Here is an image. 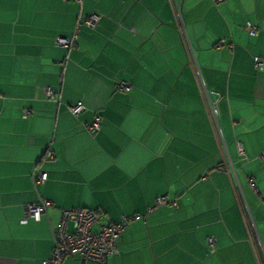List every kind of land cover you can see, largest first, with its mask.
<instances>
[{
	"label": "crops",
	"instance_id": "obj_1",
	"mask_svg": "<svg viewBox=\"0 0 264 264\" xmlns=\"http://www.w3.org/2000/svg\"><path fill=\"white\" fill-rule=\"evenodd\" d=\"M175 2L184 35L167 0H0V264L49 259L50 228L74 207L101 210L105 225L139 216L107 264H264V69L253 62L264 60V0ZM93 13L99 24L78 25L72 48L55 44ZM34 168L46 176L35 189ZM160 195L177 206L149 212ZM38 198L46 214L21 223Z\"/></svg>",
	"mask_w": 264,
	"mask_h": 264
},
{
	"label": "built area",
	"instance_id": "obj_2",
	"mask_svg": "<svg viewBox=\"0 0 264 264\" xmlns=\"http://www.w3.org/2000/svg\"><path fill=\"white\" fill-rule=\"evenodd\" d=\"M63 2L69 0H61ZM77 6H81L82 0H70ZM217 3H221L224 0H214ZM169 7L172 11L175 26L181 35H184V24L180 14V7L175 0H167ZM101 19V15L97 13L90 14L87 17H82L80 14L77 16V27L71 38L57 37L55 44L59 47L70 49L75 45L77 37L78 25L83 24L88 29H94ZM243 31L248 36L254 37L257 34V27L246 22L242 26ZM226 46L231 48V43L225 44L221 39L217 43V47ZM190 58H193L192 52H189ZM253 62L258 71L264 69V60H260L257 57H253ZM63 69V65H62ZM63 70L61 71V75ZM201 90L207 93L203 84L200 82ZM115 89L118 91H129L131 85L119 81L115 85ZM44 96L46 99L59 101L57 92L52 91L49 88L44 89ZM215 98V100H217ZM208 118L211 123L217 122V108L215 103L207 101L205 103ZM84 107L81 102H77L69 107V111L72 115L76 116L82 113ZM28 113L24 111L23 117ZM101 118L99 115H94L90 124L85 126L86 132L93 136L100 128ZM237 154L246 160L242 145L236 142ZM45 160H53L54 154L46 148L43 154ZM264 160V154L261 155ZM31 185L35 189L38 185H41L46 180L44 171H37L35 168L30 174ZM252 186V184H251ZM253 187V186H252ZM264 203V199L261 200ZM50 206V201L42 198H38L31 204L23 206L21 223H27L29 220L38 222L43 214H46L47 208ZM163 206L176 207V200H169L167 195H160L154 199L152 206L149 208V212L154 211ZM101 210H89L85 208H72L61 211L58 223L55 227H51L52 248L51 256L47 260H43L42 264H63L65 259L77 258L79 264H107L109 257L117 253V242L127 224L133 220L139 219V216L127 217L122 215L119 222L114 224H102L100 222ZM72 227L71 231H67V225ZM208 247L212 250L215 246V239L213 237L207 238Z\"/></svg>",
	"mask_w": 264,
	"mask_h": 264
},
{
	"label": "trees",
	"instance_id": "obj_3",
	"mask_svg": "<svg viewBox=\"0 0 264 264\" xmlns=\"http://www.w3.org/2000/svg\"><path fill=\"white\" fill-rule=\"evenodd\" d=\"M74 208H78V207H74ZM70 209H72V208H70Z\"/></svg>",
	"mask_w": 264,
	"mask_h": 264
}]
</instances>
